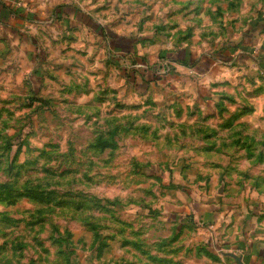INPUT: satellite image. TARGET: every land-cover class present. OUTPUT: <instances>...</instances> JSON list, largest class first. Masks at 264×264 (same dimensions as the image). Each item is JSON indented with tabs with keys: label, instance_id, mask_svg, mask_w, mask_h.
I'll return each instance as SVG.
<instances>
[{
	"label": "rangeland",
	"instance_id": "374dc122",
	"mask_svg": "<svg viewBox=\"0 0 264 264\" xmlns=\"http://www.w3.org/2000/svg\"><path fill=\"white\" fill-rule=\"evenodd\" d=\"M209 211L264 216V0H0V264H218Z\"/></svg>",
	"mask_w": 264,
	"mask_h": 264
},
{
	"label": "crops",
	"instance_id": "0c3cea01",
	"mask_svg": "<svg viewBox=\"0 0 264 264\" xmlns=\"http://www.w3.org/2000/svg\"><path fill=\"white\" fill-rule=\"evenodd\" d=\"M201 215L203 222L208 221V239L212 241L209 252L216 263L264 264L263 214L209 211ZM253 218L257 221L251 223Z\"/></svg>",
	"mask_w": 264,
	"mask_h": 264
},
{
	"label": "clouds",
	"instance_id": "9594fccd",
	"mask_svg": "<svg viewBox=\"0 0 264 264\" xmlns=\"http://www.w3.org/2000/svg\"><path fill=\"white\" fill-rule=\"evenodd\" d=\"M101 2H103V0H101ZM111 7H113V8H121L122 6H120V5H112ZM127 7H133V6L129 5V6H127ZM135 7L138 8V9H142V10H143V15L147 16V15H150V14H151V13L148 11V9H150V8L153 7V6H152L151 4L145 3V4H142V5H136ZM249 7L253 8V12L249 13V15L251 16V15H254V14H255V9H256L257 7H259V6H256V5H249ZM98 15H100L101 17L107 15V19L104 20L103 22H104V23H109V21H112V20H114L115 18H117L118 16H120L121 13L118 12V11H114L111 15H108V14H106V13H99ZM129 19H131V17H129ZM110 27H111V25H110ZM134 27H135V25H132V26H130V29H131V30H134ZM115 30H116V29L113 28V31H115ZM125 31H126V30H125ZM135 35H137V36H142V35H149V36H151L152 33H151V32H147V33L135 32ZM9 62H10V61H9ZM5 67H6V65H5ZM78 75H79V74H78ZM100 83H101V85L103 86V81H100ZM61 86H62L61 84H55V85H53V88H59V87H61ZM167 94H168V93L165 92V95H167ZM193 99H194V97H193ZM161 107H162V106H161ZM77 108H82V106H81V105H77ZM150 111H152V112H153V115H155V114H156V111H158V110H150ZM77 114L87 115V111L84 110V111H82V112H78ZM47 130H48V129H47L46 126L42 129V131H47ZM41 134H42V133H41ZM137 226L139 227V225H137ZM197 236H198V233H193V239H196ZM191 242H192V241H189V243H191ZM118 256H119V253H117V257H118Z\"/></svg>",
	"mask_w": 264,
	"mask_h": 264
}]
</instances>
